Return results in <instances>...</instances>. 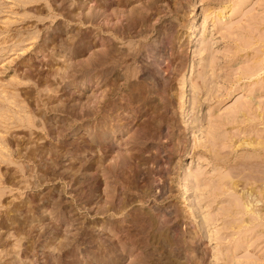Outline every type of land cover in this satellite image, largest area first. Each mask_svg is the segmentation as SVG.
Masks as SVG:
<instances>
[{
    "label": "rangeland",
    "instance_id": "obj_1",
    "mask_svg": "<svg viewBox=\"0 0 264 264\" xmlns=\"http://www.w3.org/2000/svg\"><path fill=\"white\" fill-rule=\"evenodd\" d=\"M98 1L0 0V264H95L87 255L98 243H128L127 220L138 211L166 216L162 242L141 238L126 257L115 260L120 257L115 249L107 264H264V0H155L148 13H158L150 20L154 29L146 46L155 57L160 55L162 109L152 115L149 108L157 96L150 95L145 107L128 105L131 88L121 77L109 94L112 73L102 79L94 76L99 72L95 68L89 71L92 78H81L86 60L111 38L99 32L110 9L102 12ZM149 1L130 0L118 9L145 8ZM223 9L227 17L218 19ZM90 10L97 15L88 19ZM136 30L128 35L118 31L117 46L124 50L137 44ZM83 37L90 47L79 45ZM159 38L162 48L156 52ZM70 63L65 76L72 75L61 79L59 72ZM119 71L122 75L121 67ZM49 96L52 104L66 106L48 112V122L53 128L63 123L74 127L63 137L50 138L39 126L17 122L35 104L42 108ZM79 101H96L100 109L85 116ZM156 115L161 122L156 134L133 144L148 116L156 120ZM106 116L118 127L109 143L112 155L119 151L132 158L141 150L145 164L140 168L151 184L148 193L125 187V181L105 180L93 168L69 171L75 162L69 153L56 160L53 175L36 180L44 169L23 157L28 149L43 144L72 148L84 136L82 125L95 131L93 124ZM16 139L20 157L14 151ZM94 153L85 151L80 157L91 161L100 156V151ZM22 165L24 171L19 170ZM104 181L114 187L112 207L105 211ZM123 192L132 202L118 210L116 197ZM58 206L70 225L59 221ZM114 225L123 231L114 234ZM88 234L94 240L91 247ZM61 240L66 246L58 251Z\"/></svg>",
    "mask_w": 264,
    "mask_h": 264
},
{
    "label": "bare ground",
    "instance_id": "obj_2",
    "mask_svg": "<svg viewBox=\"0 0 264 264\" xmlns=\"http://www.w3.org/2000/svg\"><path fill=\"white\" fill-rule=\"evenodd\" d=\"M98 2H99L98 6L102 10V12H105L106 10L110 9V13L108 15V16H110V19L107 18V16H104L101 18L102 19L101 23L99 22L100 24H98L99 32L101 31L103 33H110L111 38L108 40L107 43L105 42L106 43V44H104L105 48L98 50V52L94 56L92 54H90V56L91 55L92 56H91V58L86 60V62L84 63L85 65L81 62L85 66V68L82 70H81L82 67L80 68V70H81L80 75L82 74L81 78L84 79V82H86L87 80L92 78L93 76L89 75V73H90L89 71L92 69H95V68H99V72H95L96 74L94 73V76L98 75L102 79H104L105 77H108V75H110L112 73L111 74L113 76V79H111L112 83L110 84V86L108 87V90L106 91V93L109 94V93L114 92V90L117 88V84H118L117 81L121 77L125 81V83H129L128 84L129 88H131V92L126 98L127 102H128L127 104L132 105L133 103L138 102V103H141L145 107L151 103V101H148L150 95L157 96V98H154L155 101H153V103H152L153 105L150 106V108H149V110L151 111L150 115H152V113H157L158 111H160L162 109V106L160 103V99L162 98L161 97L162 85H161V78H160L161 76H160L159 70L157 69V66H159L160 55H157V57H155L152 50L150 49V47L146 46V44H147L146 39L148 37V34H149V32L153 31V29H154L153 25H151L152 23L150 22V20L153 17V15L158 13V11H156V10L154 12H149V13H148V11L149 10L151 11L152 9H154L156 6L155 4L157 2L155 0H152V1L147 2L146 6L144 5L145 8H143V7L134 8L135 7L134 6L128 10H126V9L120 10V9H118V6L122 5L125 7L126 5H128L130 3V0H109L108 2H106L105 0L104 1L99 0ZM81 5L82 4H80V6ZM122 6H121V8H122ZM88 8L90 9L91 7H88ZM90 13H91L90 15L86 14L88 16L87 17L88 19H90V16H92V13H95V16L97 15L96 11L94 12V11L90 10ZM226 13H227V11L225 9L219 11L217 14V18L223 19V17H227ZM84 18L86 19V17H84ZM111 20H115V21H112L111 26H108L109 21H111ZM102 22H103V24L106 23L107 26L106 27L103 26ZM118 22H119V24H118ZM117 26H119V27H117ZM150 26H151V28L147 29ZM137 27L139 29L138 31L136 30L137 31L136 35L138 36L137 44L135 43L136 45L135 44L132 45L130 43L131 45L130 46L128 45L129 47H127L124 50L122 48L118 47L117 45L119 42L115 41V40H118V38H120L117 35L118 31H119V34H121V35L123 34V32L127 33V35H128L129 33H131V30L137 29ZM130 36H131V34H130ZM124 38L122 37V39H124ZM122 39H120V40H122ZM80 40H81V42L79 45H82V44L88 45L89 44V47H90L91 42L89 40H87V38L83 37ZM158 40L159 41H157V43H156V47H158L155 50L156 52L161 51V49L159 47L162 48V39L159 38ZM70 43H72V41L69 42V44ZM89 47H88V49H89ZM71 54H73V53H71ZM151 57H154V58L149 63V60L151 59ZM129 60L130 61L132 60L131 63L137 62L138 66L137 67H131V65H130L131 63L130 64L128 63ZM65 65H64V70H62V68H61L62 71L60 70L62 73H60V72H59V74L57 73L58 75H60L61 79H64L65 77L68 78V76L71 74L70 73L69 75L65 76L66 70H68L72 64L70 63L68 65L67 64H65ZM78 67H80V65H78ZM119 67H121V69H123L122 75L119 73L120 72ZM78 69H77V71H78ZM68 80H70V79H68ZM130 81H131V84H130ZM82 85H83V83H82ZM106 93L105 94L103 93V95L101 96L102 97L101 98L102 105L105 102ZM51 96L46 98V102H44V104H42V108L39 107V104L37 103L34 105V107H32V109L30 111V115H28L27 117L22 118V119H17L14 117L15 120L17 119L18 120L17 122H20L21 125H26L27 127H38L39 126L41 128V130H44L46 132L47 136H51L50 138H53V137L56 138V137H60V136L63 137V136H65L67 131L74 130V127L72 129H70L71 128L70 124L67 125V124L63 123V124L53 128V126H54V124H52L53 122L52 121H51L52 123L48 122L49 118L46 115L48 112H50V111H53V112L62 111L61 108L66 106L64 104H60L59 101L56 103H59L60 105L59 104H52L53 99L51 98ZM50 99H52V100L50 101ZM156 100H158V101L156 102ZM94 102H96V101H94ZM94 102L89 103V101H88V102H86V104L81 105V103L79 101L78 103H79V105H81V107L79 106L80 108L78 107V109L82 110L83 108H85L84 112H82L85 114V116L86 115L91 116L93 114L96 115L99 111L98 109H100V108L97 109ZM74 103L70 104V106L73 108L76 107V103L75 104ZM182 105H183V103H181V106ZM99 107L102 108V106H99ZM79 110H78V112H79ZM143 113H145V112H143ZM152 117L153 116H148L149 120L142 125L141 133L140 134L138 133V135L134 139L133 144H135L137 138H149V137H153V135L156 134V132H155L156 130L154 131V129L158 128L161 122L158 121L159 119L157 120V117H158L157 115H156V120H155V118H152ZM35 118H38V119L35 120ZM104 119L105 120L103 122L99 121V122L93 124V129H95V131L91 130V127L89 128L87 126V124L84 125L85 127L82 125V128L80 129V133L83 134L85 137L83 136L82 139H80V141L76 142V144H74L72 148H52V146L49 144H43L41 146L35 145L34 147H31L30 149H28V151L25 153V155L23 157L26 158L27 160H29V162L32 161V164H34L36 162V166L42 167L44 169L43 171L40 170V171H42V174L38 175L39 174L38 173L35 176L36 180H39V179H41V177L43 178L44 176L46 177V175H48V176L53 175L54 173H53L52 169L58 164L57 162H58L59 158H61V157L63 158L66 154L67 155L70 154L72 156V158H75L74 164H77V166L74 164H72V166L69 165L70 166V169H68L69 171H73V173H77L81 169L87 170V169L93 168L96 171V173L99 170L101 173L100 176L103 175L105 180H108L109 178H111L115 181V183H117L119 181L120 182L125 181V182H127L125 187L129 188L130 185H132L134 188L140 187L141 189H143V190H141V192L143 194H146L147 190L150 189L151 184H150V181L148 178V172L146 173L144 170H142L140 168V166L145 161L144 156L141 153V150L138 149L137 154H135L134 156L132 155V158H130L131 156L128 157V155L123 154L119 151H116V153L114 155H112L114 148L109 143L116 136L115 133H116V130L118 129V127H115L116 125L114 126V125L110 124V119L108 116H106ZM152 133H154V134H152ZM52 135H53V137H52ZM132 138H134V136H132ZM6 140L8 141V139H6ZM105 140H109L108 141L109 145H106V146L103 145V147H102L101 145L105 143L102 141H105ZM13 142H14V145H16V149L14 151H16L17 157H20V150H19V148L21 146L20 140L16 139V140H13ZM257 144L252 145L250 142L247 143V145H251V146H253V148H255V147L262 148V145H257ZM85 151H93V152L95 151V153L97 151H100V154H98L100 156L97 157L96 159L93 158L91 161H89V159L88 160L87 159L82 160L80 156ZM13 154H15V153L13 152ZM13 156H15V155H13ZM108 157H109V159H108ZM130 159H133V161L131 162ZM56 160H57V162H56ZM24 169H25V166L22 165V167H20L19 170L24 171ZM28 169H30V168H28ZM64 170H66V169H64ZM31 171H33V170H31ZM62 172L60 174H62ZM92 172H94V171H92ZM34 173L36 174V172H34ZM141 174H142V176H141ZM90 175H91V173H90ZM94 175H96V174H93V176H92L93 179H94ZM85 181H87V180H85ZM108 182L106 181L104 183V188L102 189L103 195H104L103 197H105L104 201L108 204V207L103 206V208H102L103 211L112 207L111 205L113 203V198H114V187L109 185ZM110 182H112V181H110ZM121 196L116 197V199H117L116 207L118 210L125 208L128 204H130L132 202L130 197L127 194H125V192H123ZM55 202H56V200H55ZM246 208H248V206ZM63 209L61 211V208L59 206H58V208L55 207V211H57V213H59V215H60L59 221L62 223V225L68 226V225H70L71 219H67L66 217L64 218V214H62V213H66V212H64ZM49 210H50V208H49ZM42 211H41V213H42ZM138 212L139 213L137 215H133L132 219H130V220L129 219L127 220V218L124 219V221L127 220V223L129 226L128 228H126V232H125V235L127 236L128 243L126 240L121 241L120 239H116V241L109 242V244L98 243L96 246L97 249L94 252H90L87 255L88 258H91L92 263L95 262V264H107L108 259L110 258V256H112L111 254H113V251L115 252V249H116L118 256H120L118 258H114L115 260L121 259V258H123V256L126 257L127 255L130 254V252L137 249L136 247L139 246L138 245L139 241L143 240V239L140 240L141 238H147V240H159L162 242V235L164 234L165 230L167 229V225H168L167 224L168 221L165 218L166 216L164 217L163 215H161L159 213H145L142 211H138ZM46 214H47V212H46ZM127 216L128 215H126V217ZM15 222H16V220H15ZM118 226L119 225H114V227L110 228V231L114 232V234H117V232L123 231ZM30 227H31V225H30ZM62 231H64V230H62ZM87 239H88V241H87ZM87 239H86V241L88 242V245H89L88 247H91L94 240L89 234H88ZM165 240H166V238H165ZM167 240L170 242V239H167ZM171 241H173V240H171ZM58 244H59L58 245V247H59L58 251L62 250L63 246H66V243H64L63 241L61 243H58ZM136 261L137 260H133V261L131 260L129 262V264H138L139 262H136ZM142 261H144V260H142ZM140 264H145V263L141 262Z\"/></svg>",
    "mask_w": 264,
    "mask_h": 264
}]
</instances>
